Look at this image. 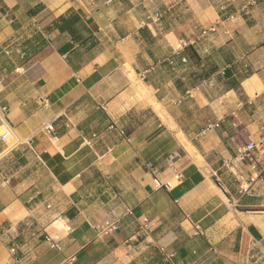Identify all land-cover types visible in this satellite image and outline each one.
<instances>
[{
  "label": "crops",
  "instance_id": "crops-1",
  "mask_svg": "<svg viewBox=\"0 0 264 264\" xmlns=\"http://www.w3.org/2000/svg\"><path fill=\"white\" fill-rule=\"evenodd\" d=\"M261 135L264 0H0V264H264Z\"/></svg>",
  "mask_w": 264,
  "mask_h": 264
},
{
  "label": "built area",
  "instance_id": "built-area-1",
  "mask_svg": "<svg viewBox=\"0 0 264 264\" xmlns=\"http://www.w3.org/2000/svg\"><path fill=\"white\" fill-rule=\"evenodd\" d=\"M218 26V23L216 24H213L211 25L210 28L208 29H205L203 31V33H207V32H214L216 30V27ZM181 45L182 46H186L187 45V42L185 40H182L181 41ZM218 124H214V125H210L208 128H211L213 126H217ZM11 131H5L2 135H1V140L4 141L9 135H10ZM122 134L123 131H122ZM127 139H128V136H127ZM254 151H258L260 153H262L264 155V135H261L259 137V139L257 141H251L249 143H247L245 146L241 147L239 150H238V154H237V158L238 159H248L250 161L253 160V152ZM147 168L151 171V173L154 175V184H155V187L159 188V187H162V186H166V187H170V184L169 183H163L159 177L157 176V167L152 164V163H148L147 164ZM264 173V169L261 173V175ZM261 175H257L255 178H258L260 177ZM178 179H179V176H178ZM253 178L250 179L248 181V183H246V187L242 186V188L244 190H247L249 188V186L252 184L253 182ZM149 224H150V221L148 219H145L143 225H142V230H148L149 228ZM1 236V234H0ZM16 252V248L15 247H12L11 248V253H15Z\"/></svg>",
  "mask_w": 264,
  "mask_h": 264
},
{
  "label": "rangeland",
  "instance_id": "rangeland-1",
  "mask_svg": "<svg viewBox=\"0 0 264 264\" xmlns=\"http://www.w3.org/2000/svg\"><path fill=\"white\" fill-rule=\"evenodd\" d=\"M7 140H8L9 142L13 141V137H12V136H9V137L7 138Z\"/></svg>",
  "mask_w": 264,
  "mask_h": 264
},
{
  "label": "bare ground",
  "instance_id": "bare-ground-1",
  "mask_svg": "<svg viewBox=\"0 0 264 264\" xmlns=\"http://www.w3.org/2000/svg\"><path fill=\"white\" fill-rule=\"evenodd\" d=\"M201 160V159H200Z\"/></svg>",
  "mask_w": 264,
  "mask_h": 264
}]
</instances>
